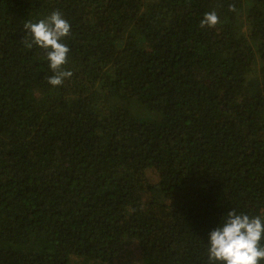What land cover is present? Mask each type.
<instances>
[{"label":"trees","instance_id":"trees-1","mask_svg":"<svg viewBox=\"0 0 264 264\" xmlns=\"http://www.w3.org/2000/svg\"><path fill=\"white\" fill-rule=\"evenodd\" d=\"M231 210L264 215V0H0V264H208Z\"/></svg>","mask_w":264,"mask_h":264},{"label":"clouds","instance_id":"clouds-1","mask_svg":"<svg viewBox=\"0 0 264 264\" xmlns=\"http://www.w3.org/2000/svg\"><path fill=\"white\" fill-rule=\"evenodd\" d=\"M229 11H236L234 5ZM220 23L215 11L205 13L200 27H215ZM24 29L31 40H24L25 46L33 45L45 50L49 68L54 73L48 78L53 87L61 86L71 71L64 70L68 63L69 47L63 42L71 34V24L59 10L38 22L28 21ZM264 215H250L231 210L225 221L209 233L208 264H260L264 261Z\"/></svg>","mask_w":264,"mask_h":264}]
</instances>
